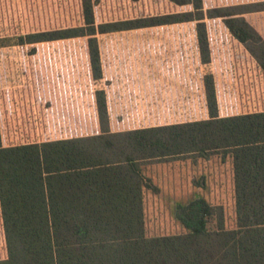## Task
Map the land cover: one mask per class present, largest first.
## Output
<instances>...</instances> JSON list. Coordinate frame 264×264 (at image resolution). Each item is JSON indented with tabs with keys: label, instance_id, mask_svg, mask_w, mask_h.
<instances>
[{
	"label": "trees",
	"instance_id": "obj_1",
	"mask_svg": "<svg viewBox=\"0 0 264 264\" xmlns=\"http://www.w3.org/2000/svg\"><path fill=\"white\" fill-rule=\"evenodd\" d=\"M189 10L95 22L81 0L83 23L20 35L24 43L86 37L89 81L76 87L80 113L97 133L4 145L0 133V264H264V110L222 115L210 64L206 21L218 17L264 72V38L233 6L169 0ZM243 12L264 10V1ZM225 8V9H223ZM242 13V12H241ZM194 22L207 118L112 131L98 34ZM258 43V44H257ZM258 50L259 53L255 52ZM89 87V101L84 88ZM0 118V126L4 124ZM220 153L231 160L235 225L198 195L178 204L184 233L147 236V160ZM217 215L218 221L211 225Z\"/></svg>",
	"mask_w": 264,
	"mask_h": 264
},
{
	"label": "rangeland",
	"instance_id": "obj_2",
	"mask_svg": "<svg viewBox=\"0 0 264 264\" xmlns=\"http://www.w3.org/2000/svg\"><path fill=\"white\" fill-rule=\"evenodd\" d=\"M264 0H202L203 7L233 6L264 38V10L248 11ZM169 0H93L96 23L189 10ZM225 9V8H223ZM242 12V13H241ZM83 23L81 0H0V126L4 145L97 133L98 123L80 113L76 87L89 81L86 37L24 43L20 35ZM194 22L165 26L194 27ZM210 64L222 115L264 110V72L244 44L234 39L222 19L206 21ZM129 33L131 42L152 35ZM258 44V43H257ZM255 52L259 53L258 50ZM84 88L89 101V87ZM143 163L149 188L144 193L147 236L184 233L176 219L178 204L198 195L221 208L226 228L235 225L231 160L220 153L186 155ZM215 215L210 224L215 225ZM0 218V259L6 258Z\"/></svg>",
	"mask_w": 264,
	"mask_h": 264
},
{
	"label": "crops",
	"instance_id": "obj_3",
	"mask_svg": "<svg viewBox=\"0 0 264 264\" xmlns=\"http://www.w3.org/2000/svg\"><path fill=\"white\" fill-rule=\"evenodd\" d=\"M132 31L156 37L131 42ZM98 42L112 131L207 118L194 28L120 30Z\"/></svg>",
	"mask_w": 264,
	"mask_h": 264
}]
</instances>
